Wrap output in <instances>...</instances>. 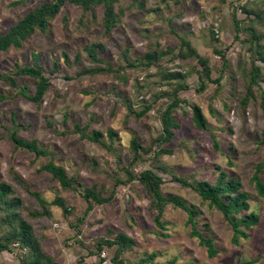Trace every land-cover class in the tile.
Wrapping results in <instances>:
<instances>
[{
	"label": "rangeland",
	"instance_id": "obj_1",
	"mask_svg": "<svg viewBox=\"0 0 264 264\" xmlns=\"http://www.w3.org/2000/svg\"><path fill=\"white\" fill-rule=\"evenodd\" d=\"M44 1L48 0H0V34ZM115 7L117 22L109 33L102 31L101 4L84 10L66 3L43 30L23 38L20 47L0 50V92L5 96L0 100V180L11 184L13 196L20 198L17 212L31 224L41 252L52 264H149L143 259L149 253L155 262L173 258L175 264H264V197L256 196L250 181L254 163L264 157V145L258 142L264 126L258 103L264 92V63L255 44L259 42L264 51V0H145L142 8L131 0H118ZM249 27L260 35L252 39L255 42ZM181 39L207 58L210 77H201L202 67L194 55H181ZM93 41L104 45L98 53L101 62L86 51ZM153 49L165 52L148 65L144 53ZM35 56L48 77L39 102L20 92L31 95L35 78L14 75L16 66L32 64ZM252 61L261 67L258 83L251 86L253 97L242 103ZM167 71L184 77L165 78ZM6 75L13 77V83ZM175 83L185 88L176 91L181 102L172 114L178 125L163 144L171 151L157 159L152 144V150L129 165V140L145 147L161 131L160 110ZM150 101L144 114H136ZM191 103L201 106L206 128L194 124ZM74 124L88 132L111 128L115 134L91 141L79 138ZM13 131L47 153L36 155L16 147L9 138ZM47 160L65 169L76 190L63 189L40 168ZM144 168L162 176L161 193H172L199 209L197 228L212 238L217 247L213 255L206 253L196 235H190L186 213L172 203L163 206L161 224L156 221V209L137 178ZM221 169L240 181L248 194V210L259 216L244 229L245 236L236 234V241L222 213L172 177L213 182ZM91 185L101 195L113 190L112 196L93 203L85 213L80 191ZM28 190L45 200L60 197L68 211L46 204V213L31 214L42 208ZM4 214L0 206V234L8 231ZM119 233L134 244L118 253L115 242L96 248L99 237L112 239ZM27 257L26 249L13 243L0 250V264H22Z\"/></svg>",
	"mask_w": 264,
	"mask_h": 264
},
{
	"label": "trees",
	"instance_id": "obj_2",
	"mask_svg": "<svg viewBox=\"0 0 264 264\" xmlns=\"http://www.w3.org/2000/svg\"><path fill=\"white\" fill-rule=\"evenodd\" d=\"M118 0H48L40 3L39 5L28 10L21 19H19L16 24L8 27V29L0 34V50H4L13 47H20L22 44L23 38L28 34L33 32L35 29L43 30L50 20L53 19L55 14L60 10L62 5L66 3H71L75 5H80L84 10L92 9L94 5L101 4L103 6V15L101 19L102 31L103 33H109L113 25L117 22V12L118 10L115 7V2ZM133 5L135 4L138 7H144L145 0H131ZM235 30L238 27L237 20L234 19ZM249 35L252 39L258 40L260 38L259 33L253 32L250 28ZM257 44V55L258 58L264 63V51L260 50V43ZM181 49L180 53L184 57L194 55L198 62L201 64V77H210V66L206 57L202 56L190 43L188 40L181 39ZM86 51L90 58L93 61L101 62L102 58L99 56V51L104 50V45L101 41H93L85 46ZM184 48V49H183ZM165 52V50L157 49L148 50L144 53V58L146 64H152L159 56L160 53ZM65 55V54H64ZM224 57V55L222 54ZM130 64V63H129ZM132 65V64H130ZM260 65L252 61L251 67L248 71L249 81L245 83V95L241 99L242 103H245L250 97H253L252 84L258 83V76L260 72ZM88 69H82V71H87ZM30 75L35 78L34 90L31 95H27L25 92L20 91L22 95L29 97L35 102H39L42 97V93L48 85V77L43 74V71L37 61V57L33 58L32 64H24V66H16L14 75ZM8 81L13 83V77L11 75H6ZM165 78L170 79H183L184 74L174 71H167L165 73ZM217 81V79H216ZM200 86H202L200 84ZM185 88V85L178 83L170 90L171 95L169 101L166 105L160 110V121H161V131L151 138L150 143L143 147L135 139L129 140V149L132 152L129 165H132L137 160L142 159V154L147 153L152 150L151 145L154 144L153 156L158 159V155L163 152H170L171 148L164 146L163 144L167 143L174 135V128L177 127L176 119L173 117V111L181 102L177 96L176 91L178 89ZM5 96L0 92V100ZM259 107L261 109L262 116L264 118V92H261L259 95ZM152 105V102H147L144 104L143 108L136 111V114H144ZM191 118L194 124L198 128H206V116L202 111V108L197 103H191ZM130 112H133V109L128 105ZM73 131L78 133V137L86 138L91 141H101V136L105 133L108 137H111L115 134V131L111 128L106 129L104 132L101 129H92L90 132L86 131L84 126L79 124L73 125ZM13 131L9 134V138L14 143V145L20 149H27L33 151L36 155L46 154L44 148L37 146L33 141L19 138L15 135ZM259 143L264 145V126L260 132ZM213 147H218L215 140H212ZM219 167V166H217ZM41 169H45L51 173V175L57 179L58 183L63 189L76 190V187L72 184L71 179L68 177L65 169L56 164L52 160H47L40 166ZM126 172L129 177L132 179V173L126 168ZM264 173V157L257 160L253 165V171L250 175V181L253 183L256 196L264 197V179L262 174ZM172 177L181 182L184 185H187L194 189L201 202L207 201L211 206L216 207L223 215V217L230 224L232 230L234 231L233 240L236 241V234L245 236L244 229H247L251 224L255 223L259 216L253 210H248L250 203L247 200L248 194L242 189V185L237 178L228 177L225 170L221 169L218 173L217 179L215 181H210L207 179H198L192 182L187 181L182 177H177L172 175ZM138 180L146 188L147 193L150 196V203L156 209L155 219L160 223L159 217L161 215L163 206L167 203H172L176 208L183 210L186 213L187 219L186 223L190 225V235H196L199 238V241L205 245V250L208 255H213L216 252V248L212 242L210 236L203 235L197 228V219L196 215L199 212V209L195 206L186 204L179 197L172 195V193L163 194L160 190V184L163 182L161 175L157 174L151 168L141 169L137 176ZM20 181L19 179H17ZM117 181V180H116ZM118 183V181H117ZM26 189L28 187L25 186ZM13 186L7 183L4 180H0V201L1 208L5 210L4 217L2 220L8 226V231L0 234V250H8V245L11 243L19 245L21 248H25L28 252L27 259H23L22 264H52L51 259L41 252L39 248V240L35 236L31 224L26 221L18 212L17 206L20 203V198L13 196ZM112 191H109L107 195H101L100 191L97 190L94 185L85 186L80 195L86 201V210L85 213L93 207V203H101L108 200L112 196ZM28 192L36 199V202L41 206V211H30L31 214L37 215L47 212L46 204H57L60 205L64 212H67L68 209L63 205L60 197H55L51 200H45L39 193L35 190H28ZM115 242L117 244L116 253L121 250L129 247L134 244V241L123 233H119L114 238H105L103 236L99 237L96 241V248L99 249L103 244H112ZM144 260L149 261V264H175V259L170 258L164 262H155L153 254L149 253ZM191 264V263H187ZM204 264V263H198Z\"/></svg>",
	"mask_w": 264,
	"mask_h": 264
}]
</instances>
